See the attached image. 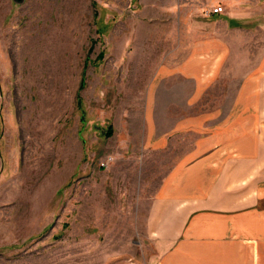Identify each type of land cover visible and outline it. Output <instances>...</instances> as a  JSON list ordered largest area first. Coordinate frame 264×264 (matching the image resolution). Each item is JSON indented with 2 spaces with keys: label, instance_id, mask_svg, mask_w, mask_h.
I'll return each instance as SVG.
<instances>
[{
  "label": "rangeland",
  "instance_id": "rangeland-1",
  "mask_svg": "<svg viewBox=\"0 0 264 264\" xmlns=\"http://www.w3.org/2000/svg\"><path fill=\"white\" fill-rule=\"evenodd\" d=\"M193 50L218 56L188 114L222 125L264 74V0H0V264H159L145 199L171 161L140 141Z\"/></svg>",
  "mask_w": 264,
  "mask_h": 264
},
{
  "label": "crops",
  "instance_id": "crops-1",
  "mask_svg": "<svg viewBox=\"0 0 264 264\" xmlns=\"http://www.w3.org/2000/svg\"><path fill=\"white\" fill-rule=\"evenodd\" d=\"M205 55L193 50L162 65V76L175 82L161 89L160 121H148L140 141L171 161L145 199L144 237L159 264H249L251 250L264 246V74L250 88L240 71L222 125L217 116H189L215 70L218 54Z\"/></svg>",
  "mask_w": 264,
  "mask_h": 264
},
{
  "label": "built area",
  "instance_id": "built-area-1",
  "mask_svg": "<svg viewBox=\"0 0 264 264\" xmlns=\"http://www.w3.org/2000/svg\"><path fill=\"white\" fill-rule=\"evenodd\" d=\"M222 11H223V7L221 5H216V6L209 8V9H206L204 11V13L206 15H210L212 13H221ZM110 159H111V157H107L106 159H104L103 161L100 162V165L101 166H107Z\"/></svg>",
  "mask_w": 264,
  "mask_h": 264
},
{
  "label": "trees",
  "instance_id": "trees-1",
  "mask_svg": "<svg viewBox=\"0 0 264 264\" xmlns=\"http://www.w3.org/2000/svg\"><path fill=\"white\" fill-rule=\"evenodd\" d=\"M101 56V55H100ZM83 86V79H82V81H81V83H80V87H82ZM79 106H80V104H78ZM82 118H83V116H82Z\"/></svg>",
  "mask_w": 264,
  "mask_h": 264
}]
</instances>
